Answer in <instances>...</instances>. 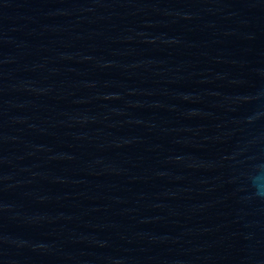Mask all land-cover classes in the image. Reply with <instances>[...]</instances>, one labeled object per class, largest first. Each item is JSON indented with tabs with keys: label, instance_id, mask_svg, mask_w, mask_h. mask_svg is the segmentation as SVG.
Masks as SVG:
<instances>
[{
	"label": "water",
	"instance_id": "obj_1",
	"mask_svg": "<svg viewBox=\"0 0 264 264\" xmlns=\"http://www.w3.org/2000/svg\"><path fill=\"white\" fill-rule=\"evenodd\" d=\"M0 264H264V0H0Z\"/></svg>",
	"mask_w": 264,
	"mask_h": 264
}]
</instances>
